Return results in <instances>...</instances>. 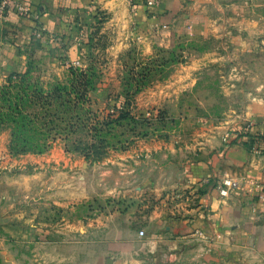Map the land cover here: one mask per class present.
<instances>
[{
    "label": "crops",
    "instance_id": "0c3cea01",
    "mask_svg": "<svg viewBox=\"0 0 264 264\" xmlns=\"http://www.w3.org/2000/svg\"><path fill=\"white\" fill-rule=\"evenodd\" d=\"M22 1L30 16L8 13L0 20L2 75L23 67L16 61L26 57L21 53H48L56 41H74L69 35L74 38L80 26L74 21L97 9L110 15L103 30L115 48L141 44L145 52L157 41L224 38L228 56L233 31H250L264 20V0H155L153 6L150 0ZM35 25L43 27V38L35 37ZM257 52H246L256 61L243 66L249 102L240 132L235 126L202 132L183 164L152 172L141 181L143 193L128 196L129 210H114L92 229L82 225L78 238L57 235L28 252L33 229L9 222L16 213L0 216V264H264V203L243 191L223 198L216 190L224 177L264 184V56ZM201 56L211 61L221 55L210 50ZM140 210L146 212L136 216Z\"/></svg>",
    "mask_w": 264,
    "mask_h": 264
},
{
    "label": "rangeland",
    "instance_id": "374dc122",
    "mask_svg": "<svg viewBox=\"0 0 264 264\" xmlns=\"http://www.w3.org/2000/svg\"><path fill=\"white\" fill-rule=\"evenodd\" d=\"M259 8L264 14V2ZM109 16L97 9L87 20L74 21L80 24L74 38L69 35L74 41H56L51 52L21 53L24 60H16L23 67L15 71L27 67L30 76L44 84L65 81L66 66L73 61L80 67L90 65L100 82L89 95V108L104 117L114 104L119 108L128 104L133 117L114 124L108 137L114 146L90 155L70 151L77 136L65 139L61 126L43 154H15L9 148L11 126H0V216L16 213L9 222L33 229L28 252L35 248L33 243L53 242L57 235L78 238L82 225L92 229L114 210H129L128 196L143 193L141 181L161 167L183 164L202 132L234 126L240 132L244 127L249 96L243 66L256 61L246 52L259 50L264 56V20L250 31L235 29L233 53L226 56L224 38L157 41L146 52L141 44L115 48L103 30ZM210 50L221 56L200 59ZM242 52L246 54L241 56ZM6 78L0 72V86Z\"/></svg>",
    "mask_w": 264,
    "mask_h": 264
},
{
    "label": "trees",
    "instance_id": "16d2710c",
    "mask_svg": "<svg viewBox=\"0 0 264 264\" xmlns=\"http://www.w3.org/2000/svg\"><path fill=\"white\" fill-rule=\"evenodd\" d=\"M66 67L65 81L47 84L33 79L27 67L24 72L7 74L5 84L0 86V126H11V152L43 154L61 126L65 139L77 136L69 150L90 155L93 150L114 146L108 142L114 124L126 118L133 120L128 104L125 108L114 104L113 111L104 117L93 112L89 95L98 90L99 77L90 65L74 67L69 63Z\"/></svg>",
    "mask_w": 264,
    "mask_h": 264
},
{
    "label": "built area",
    "instance_id": "2783aa9c",
    "mask_svg": "<svg viewBox=\"0 0 264 264\" xmlns=\"http://www.w3.org/2000/svg\"><path fill=\"white\" fill-rule=\"evenodd\" d=\"M155 0L147 2L148 6H153ZM8 13H15L21 17H28L31 15L30 7L22 0H0V20H3ZM33 33L36 38H43L44 29L39 25L34 26ZM73 66L80 67L79 61H73ZM229 139V133L225 135V140ZM216 190L220 197H227L231 192L243 191L246 194L252 195L256 199V203H264V184L256 181H237L229 177H224L216 186ZM256 209V206L254 207ZM253 209V210H254ZM140 236L144 235L143 231L139 232Z\"/></svg>",
    "mask_w": 264,
    "mask_h": 264
}]
</instances>
